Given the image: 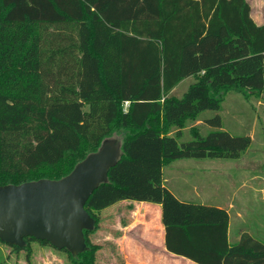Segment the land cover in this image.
I'll use <instances>...</instances> for the list:
<instances>
[{
  "label": "trees",
  "instance_id": "16d2710c",
  "mask_svg": "<svg viewBox=\"0 0 264 264\" xmlns=\"http://www.w3.org/2000/svg\"><path fill=\"white\" fill-rule=\"evenodd\" d=\"M229 90L264 91V23L248 0H0V185L62 178L117 136L121 157L85 205L95 220L85 250L58 249L73 264H97L90 233L121 200L160 203L166 248L196 264H264V240H230L225 207L183 201L163 180L175 159L238 158L250 146L221 128ZM205 110L214 129L191 126L182 141ZM24 239L5 244L51 245Z\"/></svg>",
  "mask_w": 264,
  "mask_h": 264
},
{
  "label": "rangeland",
  "instance_id": "374dc122",
  "mask_svg": "<svg viewBox=\"0 0 264 264\" xmlns=\"http://www.w3.org/2000/svg\"><path fill=\"white\" fill-rule=\"evenodd\" d=\"M248 1L254 6L257 21L264 20V0ZM192 81L190 77L185 78L177 86L175 94L182 95ZM219 113L222 117L221 128L233 134H249L252 142L238 158L206 159V171L200 176L199 183L201 198L211 204H222L230 209L231 241L237 240L243 232H250L264 240V91L241 93L229 90ZM215 114L214 110H205L201 117L210 118ZM194 123L195 121L184 128L182 141L191 138L190 128ZM197 127L205 134L214 129L206 123ZM192 161L202 160L178 158L165 167L166 174L171 168H181L194 163ZM189 178L191 179V176ZM172 257L192 263L179 255L172 254ZM99 263L110 264L105 259L97 262ZM0 264L73 263L68 252L58 250L50 244L31 241L27 248H14L0 242Z\"/></svg>",
  "mask_w": 264,
  "mask_h": 264
},
{
  "label": "water",
  "instance_id": "95a60500",
  "mask_svg": "<svg viewBox=\"0 0 264 264\" xmlns=\"http://www.w3.org/2000/svg\"><path fill=\"white\" fill-rule=\"evenodd\" d=\"M121 154V140L107 138L62 178L0 185V240L22 247L24 237L33 236L74 255L83 252L85 230L95 228L86 202L108 181L109 170Z\"/></svg>",
  "mask_w": 264,
  "mask_h": 264
},
{
  "label": "crops",
  "instance_id": "0c3cea01",
  "mask_svg": "<svg viewBox=\"0 0 264 264\" xmlns=\"http://www.w3.org/2000/svg\"><path fill=\"white\" fill-rule=\"evenodd\" d=\"M251 7L252 15L256 22L259 24L264 23V20H261V22L257 21L252 4ZM189 77L194 81L193 76ZM177 86L172 90L174 93L176 92ZM201 114L191 126H198L205 123V118H202ZM174 131H171V133ZM206 159H197L202 161H192L194 163H189L190 165L186 164V166L177 169L173 167L167 174L165 167L170 165L174 160L165 164L163 166V180L165 185L183 201L211 204L201 198L199 191L200 176L204 173V170L206 171ZM190 176L191 179L189 178ZM212 205L224 207L222 204ZM226 209L228 211L230 210L229 208ZM230 234L231 221L229 238ZM89 237L93 243L99 245V249L96 252L97 262L105 259L110 264L191 263L185 259L180 260L179 257H172L174 253L166 248L165 227L162 222V206L157 202L121 200L104 208L101 211L98 228L91 232ZM182 257L186 258L184 256ZM194 263L192 261L191 264Z\"/></svg>",
  "mask_w": 264,
  "mask_h": 264
},
{
  "label": "built area",
  "instance_id": "2783aa9c",
  "mask_svg": "<svg viewBox=\"0 0 264 264\" xmlns=\"http://www.w3.org/2000/svg\"><path fill=\"white\" fill-rule=\"evenodd\" d=\"M127 105H128V102L125 103V106H127Z\"/></svg>",
  "mask_w": 264,
  "mask_h": 264
}]
</instances>
